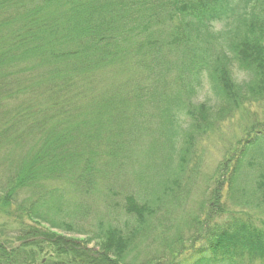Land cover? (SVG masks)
<instances>
[{
    "label": "trees",
    "instance_id": "1",
    "mask_svg": "<svg viewBox=\"0 0 264 264\" xmlns=\"http://www.w3.org/2000/svg\"><path fill=\"white\" fill-rule=\"evenodd\" d=\"M263 102L264 0H0V264H264ZM236 113L187 243L127 261Z\"/></svg>",
    "mask_w": 264,
    "mask_h": 264
},
{
    "label": "rangeland",
    "instance_id": "2",
    "mask_svg": "<svg viewBox=\"0 0 264 264\" xmlns=\"http://www.w3.org/2000/svg\"><path fill=\"white\" fill-rule=\"evenodd\" d=\"M237 77L238 79L243 78L241 73L238 74ZM202 95L203 96H200L199 98L200 100H202L204 97H207L206 99H208L210 102H213L210 97L211 95H207L206 93ZM251 112H255L259 116V118L263 117L264 102L259 104L258 106H254L251 109ZM237 113L232 119H228L222 125L223 129L220 131V133L207 137V139L199 145V155L198 157L196 156V165L192 164L193 166L191 167V169L194 170V174H190V171H188V173L186 174V178L182 177L180 179V184L176 186L174 192H172L173 194L171 195L172 206L169 207L170 210L168 209L167 212L162 211V213H158L157 218H155L154 216L153 218L148 219L147 222L149 223L151 228L150 230H147L148 232H146L145 235H143L144 232L141 233L143 236L140 239L139 243H137V241L135 242L136 247L127 256V261L132 260V253L136 252V250L137 252L139 251L137 256V260L139 261L147 260L153 255L158 256V253L168 252L167 250H163V248H165V245L168 244L170 240L168 238V235L174 239L178 236H181L183 239L182 241H180V239L178 241L179 243H175L176 245L175 247H173L175 248V250L179 248V245H184L187 243L189 234L193 233L196 230L194 218H196L197 216H203V213H205L206 211V207L202 206V201L205 200V196L208 193H206V190L208 191L210 189H213V187L217 183V180H214L213 174L215 172V167L220 160V157L222 156V154H224L225 151L228 150V148L231 149L238 139L243 137L244 128L248 127L249 122L245 120L244 116L238 115ZM256 114L254 115L256 116ZM261 170L262 168L260 169L259 167L253 168L248 171L244 179L241 180L242 183L247 185L244 190L246 196L248 195L247 193H250L249 188L251 184H253L255 180L258 179L256 177L259 175V173H261ZM220 178L221 177H219V179ZM250 207H252V205H250ZM256 212H258V210H256ZM218 218H220V216L216 217L215 219ZM1 223H4V220L2 221L0 218V225ZM10 227L12 226H8L7 230L10 229ZM168 227L169 230L166 233H163ZM51 230H53L58 236H62L66 240H71L70 242L75 241V239H85L84 235L80 236L75 233L71 234L54 229ZM94 244L96 243H89L88 247L94 246ZM42 252V255H44L43 261H45L46 258H48L50 261L60 259L56 258L57 256L55 255V252H53L55 254L51 258H49L46 254L49 253L48 249L46 250L44 248ZM202 261L204 260L198 261L196 264H201ZM237 262L238 264H246L245 260L242 262L237 258H235L234 262L227 260L222 261L219 264H237ZM210 263L217 264L214 262Z\"/></svg>",
    "mask_w": 264,
    "mask_h": 264
}]
</instances>
